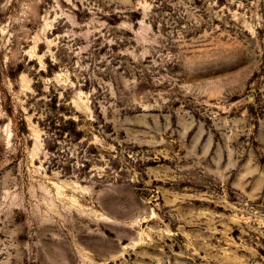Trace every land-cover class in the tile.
Listing matches in <instances>:
<instances>
[{"label":"rangeland","instance_id":"374dc122","mask_svg":"<svg viewBox=\"0 0 264 264\" xmlns=\"http://www.w3.org/2000/svg\"><path fill=\"white\" fill-rule=\"evenodd\" d=\"M0 264H264V0H0Z\"/></svg>","mask_w":264,"mask_h":264}]
</instances>
